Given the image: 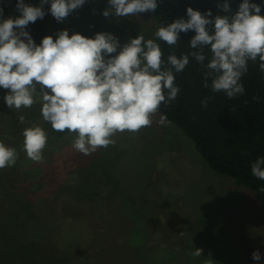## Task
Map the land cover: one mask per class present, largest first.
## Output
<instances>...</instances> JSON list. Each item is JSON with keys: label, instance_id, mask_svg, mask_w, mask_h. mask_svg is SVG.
I'll list each match as a JSON object with an SVG mask.
<instances>
[{"label": "rangeland", "instance_id": "rangeland-1", "mask_svg": "<svg viewBox=\"0 0 264 264\" xmlns=\"http://www.w3.org/2000/svg\"><path fill=\"white\" fill-rule=\"evenodd\" d=\"M15 5L0 0L4 18L20 14ZM49 7L26 28L37 44L67 29L88 37L111 32L123 45L140 33L156 39L159 27L152 12L103 16L107 0H88L63 22ZM7 92L0 89V141L18 159L0 169V264H259L257 250L264 258L260 200L214 172L178 125L158 123V112L150 126L118 132L115 144L84 155L72 146L75 133L56 136L39 101L10 109ZM32 124L47 132L40 162L24 150L23 130Z\"/></svg>", "mask_w": 264, "mask_h": 264}, {"label": "clouds", "instance_id": "clouds-1", "mask_svg": "<svg viewBox=\"0 0 264 264\" xmlns=\"http://www.w3.org/2000/svg\"><path fill=\"white\" fill-rule=\"evenodd\" d=\"M88 0H40L39 6L16 0L20 13L4 18L0 7V89L8 90L4 101L10 109L31 108L37 101L41 115L52 129L76 134L73 148L84 155L115 144L118 132H136L152 124V117L162 103L170 104L180 92L175 73L182 72L190 57L204 69V88L223 93L227 98L243 95L242 77L248 62L259 60L264 72V0H240L233 11L230 0L218 3L220 11L201 12L187 7L180 17L161 25L156 39L142 33L121 45L111 32H97L94 37L67 29L53 39L46 35L37 44L26 30L30 23L45 16L44 4L58 22H63ZM160 0H107L103 16L129 17L155 12ZM194 31L190 51L179 57L170 54L165 62L160 44L177 45L180 34ZM211 53L209 57L205 49ZM115 54V55H112ZM207 61V63H206ZM210 81V84H209ZM211 97L201 100L207 108ZM21 124L25 117H19ZM158 123L165 125L162 114ZM24 150L32 161L44 159L47 132L39 124L23 130ZM15 148L0 141V169L14 166ZM251 173L264 180V156L251 164ZM195 256L201 249H195ZM252 259L264 264L260 251Z\"/></svg>", "mask_w": 264, "mask_h": 264}, {"label": "trees", "instance_id": "trees-1", "mask_svg": "<svg viewBox=\"0 0 264 264\" xmlns=\"http://www.w3.org/2000/svg\"><path fill=\"white\" fill-rule=\"evenodd\" d=\"M222 2L223 0H160L157 10L152 14L160 27L177 18H186L189 6L202 13L211 9L215 15L220 11L217 4ZM239 3L240 0H230L233 11L237 10ZM194 35V31L181 33L180 41L175 46L157 41L164 61H167L170 54L178 57L182 53L187 54L190 51L188 42ZM205 52L211 56L207 48ZM204 71L190 57L186 68L175 73V83L180 88L178 96L170 104L162 103L157 112L166 115L167 121L183 130L193 142L195 151L214 172L234 178L240 185L250 189L264 206V180L257 179L251 173L252 162L257 157L264 156V72L259 70V60L248 62V71L242 77L245 92L232 99L223 93H213L210 87L204 88ZM205 97L211 99L207 108H202L201 100ZM60 134L58 132L56 136L59 137ZM12 262L16 263L18 259L13 261L12 258L6 263ZM20 262H23L22 258H19V264Z\"/></svg>", "mask_w": 264, "mask_h": 264}]
</instances>
